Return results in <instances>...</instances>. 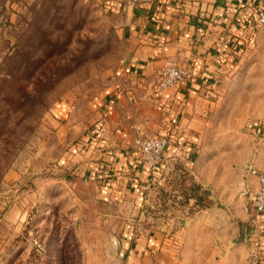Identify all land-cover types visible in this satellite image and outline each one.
I'll list each match as a JSON object with an SVG mask.
<instances>
[{"label": "crops", "instance_id": "obj_1", "mask_svg": "<svg viewBox=\"0 0 264 264\" xmlns=\"http://www.w3.org/2000/svg\"><path fill=\"white\" fill-rule=\"evenodd\" d=\"M112 5L120 6L128 48L93 95L70 93L57 102L53 160L66 178L94 181L105 198L142 208L123 231V264H249L253 244L264 264V211L255 213L250 203L261 183L246 169L251 161L264 173V129H250L264 119V81L241 87L246 92L226 111L222 99L233 75L264 63L256 50L230 48L264 0H155L142 13L128 0ZM167 61L188 66L190 76L161 86ZM151 135L169 138L154 172L137 145ZM154 184L158 216L143 208Z\"/></svg>", "mask_w": 264, "mask_h": 264}, {"label": "rangeland", "instance_id": "obj_2", "mask_svg": "<svg viewBox=\"0 0 264 264\" xmlns=\"http://www.w3.org/2000/svg\"><path fill=\"white\" fill-rule=\"evenodd\" d=\"M107 1L117 0H0V264H123V231L142 208L105 198L94 181L66 178L53 160L57 102L70 93L93 95L128 48L122 13L109 11ZM260 28L244 49L263 61ZM9 63L13 88L3 87ZM240 71L223 89L224 111L246 92L241 87L255 77L264 81V63ZM23 89L33 93L27 113L3 98ZM147 192L143 208L158 216V184Z\"/></svg>", "mask_w": 264, "mask_h": 264}, {"label": "built area", "instance_id": "obj_3", "mask_svg": "<svg viewBox=\"0 0 264 264\" xmlns=\"http://www.w3.org/2000/svg\"><path fill=\"white\" fill-rule=\"evenodd\" d=\"M132 4L150 3L153 0H128ZM264 24V8L257 11L255 18L244 26L245 34L241 37V45L252 42L254 33L261 25ZM191 74L188 66H182L173 61H167L161 69V86H171L187 79ZM169 144V138L165 135L140 136L137 139L139 159L146 164L152 172L158 170L165 148ZM246 169L250 173L257 174L260 179L261 186L257 192L250 193V203L255 213L264 211V173L260 172L253 162L246 164ZM249 264H263V253L257 247L252 245L249 251Z\"/></svg>", "mask_w": 264, "mask_h": 264}, {"label": "trees", "instance_id": "obj_4", "mask_svg": "<svg viewBox=\"0 0 264 264\" xmlns=\"http://www.w3.org/2000/svg\"><path fill=\"white\" fill-rule=\"evenodd\" d=\"M154 1L150 3H137L135 4V10L136 13H142V12H149L153 10V5H154ZM112 1H110L111 3ZM108 3V1H107ZM120 8V6H116V5H112L109 6L108 10L109 11H115L118 10ZM247 23L244 22V25H246ZM230 48L232 50V52H242L244 51V47L241 45L240 41L238 39H236L235 41H233L232 43H230ZM14 59V56L11 55L8 57V61H12ZM38 60L41 61L40 63H42L43 61V57L39 56ZM13 64L9 63L8 65V71L6 74V78L3 79V87L9 86L8 88H13L15 86L14 80H15V73H14V69L13 67H11ZM26 72V70H25ZM45 75V71L41 70V72L39 73V78L38 81L41 82L42 76ZM9 90V89H8ZM39 90H35V93L38 92ZM7 95L4 94L3 98H5L7 101L10 100V104L14 105L16 107L17 110L21 111L22 113H27L28 111L32 110V108L34 107V105L31 104V102L33 101V93L28 90H24L21 95H14L11 92H7ZM6 110V109H5ZM3 126L2 122H0V127ZM250 129L251 132L253 133H260L263 129H264V119L262 121H252L250 123ZM186 193V192H184ZM206 203L201 204L200 202V206L205 205ZM210 203H207L206 205H208ZM242 226H245V223L242 224Z\"/></svg>", "mask_w": 264, "mask_h": 264}]
</instances>
